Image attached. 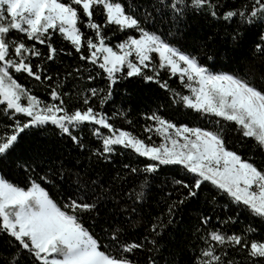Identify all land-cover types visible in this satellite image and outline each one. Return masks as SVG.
<instances>
[{
    "label": "trees",
    "instance_id": "trees-1",
    "mask_svg": "<svg viewBox=\"0 0 264 264\" xmlns=\"http://www.w3.org/2000/svg\"><path fill=\"white\" fill-rule=\"evenodd\" d=\"M120 2L129 15L139 20L143 29L195 57L211 72L244 78L264 91V51H257V45L264 48V20L248 23L239 15L231 21L223 19L227 11H243L246 6L247 15H250L252 0H212L216 5V17L206 8L195 10L185 5L180 6L183 14H177L170 7L173 0H165L163 4L160 0ZM93 20L101 25L109 46L124 42L129 35L139 36L136 30L118 31L117 26L107 25L99 9L94 12ZM79 27L87 35H93L83 24ZM51 43L58 50L54 60L33 57L31 61L33 66H42L41 80L26 73L15 74L18 83L41 101L59 104L51 99V91L55 88L63 106L71 113L85 108L83 101L91 98L90 105L105 113L115 128L145 139L146 143L149 135L156 144L162 142L155 133L145 131L146 126H155L147 119L153 113L177 126L214 127L209 119L173 102L172 92L161 87V83L167 82L168 88L175 92L190 93L178 75L173 76L164 69H160L159 76L153 80H145L143 76L127 77V70L117 73L116 82L111 83V97L101 108L100 97L107 94L110 86L103 70L81 60L80 53L59 32L53 33ZM37 47L47 56L46 46L37 44ZM81 51L85 56L89 54L86 48ZM144 72L155 75L151 67ZM92 88L101 90L98 96H91ZM28 119L22 114H16L15 119L0 114V133L10 132L15 120L24 123ZM70 131L71 136L51 124L26 129L14 150L0 162V178L25 189L35 181L62 208L73 200L94 203L91 211L78 213L81 223L98 240L102 250L113 255L120 254L122 245H143L125 253L133 264H196L202 249L209 244L216 247V254L222 256L224 264L228 260L234 264H252L246 249L216 246L209 234L217 231L226 236H245L249 242H264V219L233 202L209 182L203 183L196 195L189 196V189L183 184L191 185L193 176L182 166L159 165L155 172H146L143 170L146 165L158 162L120 145L113 146L111 153H103L102 139L94 134L93 126H70ZM101 132L108 134L105 129ZM72 136H76L78 142ZM225 139L230 150L264 170V150L253 140L242 139L231 125L225 129ZM133 168L138 171L133 173ZM140 193L143 195L138 198ZM224 252L227 256H223ZM0 264L38 262L13 237L0 233Z\"/></svg>",
    "mask_w": 264,
    "mask_h": 264
},
{
    "label": "snow or ice",
    "instance_id": "snow-or-ice-1",
    "mask_svg": "<svg viewBox=\"0 0 264 264\" xmlns=\"http://www.w3.org/2000/svg\"><path fill=\"white\" fill-rule=\"evenodd\" d=\"M160 2L163 4L165 0ZM181 5L195 10L206 8L211 16H217L212 0H173L170 7L175 13L183 14ZM97 9L105 16L107 25L117 26L118 31L136 30L138 38L129 35L124 42L115 45L114 50L106 43L101 25L93 20ZM248 11L247 6L243 11L230 10L224 13L223 19L231 21L239 15L248 23L255 19L264 20V0H252L250 15H247ZM81 24L93 35L83 32L79 27ZM55 32L71 43L80 53L81 60L98 66L106 74L110 86L107 94L100 97L101 108L111 97V83L116 82L117 73L127 70V77L143 76L145 80H153L159 76V70L164 69L173 76L178 75L190 93L175 92L168 88L167 82L161 83V87L172 92L173 102L209 119L214 127L177 126L153 113L147 119L152 120L155 126L148 125L145 131L155 133L162 142L156 144L149 135L146 143L145 139L115 128L105 113L90 105L91 98L83 101L85 108L71 113L63 106L64 102L55 88L51 91V99L59 101V104L41 101L18 83L15 74L26 73L37 81L41 80L42 66H33L31 61L33 57L49 61L55 59L58 50L51 43ZM27 41L33 43L29 45ZM37 44L47 47V56ZM82 48L88 50L87 56L82 53ZM257 51H264V48L257 45ZM150 67L154 76L144 72ZM99 91L90 89L91 96H98ZM0 114L12 119L16 114L30 118L24 123L15 120L10 132L0 133V162L14 150L26 129L51 124L71 136L70 126L79 128L87 124L93 126L94 134L101 137L103 153H111L113 146L120 145L158 162L146 165L143 169L146 172H155L159 165L182 166L193 176L191 185L183 184L189 189V196L196 195V190L209 182L233 202L264 219V170L230 150L225 139V129L231 125L242 139H251L264 150V91L244 78L211 72L195 57L184 54L159 35L146 31L138 19L127 13L120 0H0ZM101 129L107 130L108 134L104 135ZM72 139L77 141L76 136ZM131 171L135 173L138 170L133 168ZM142 195L140 193L138 198ZM94 208V203H77L75 200L62 208L35 181L25 189L0 178V233L13 237L38 264H133L125 253L143 245L125 244L121 246L119 255H113L102 250L98 240L83 226L78 213ZM171 210L170 207L169 212ZM152 230L155 232L156 227L153 226ZM209 239L216 246L246 249L252 264H264V242H249L245 236H226L217 231L211 232ZM223 256H227V252ZM196 264L224 262L222 256L216 254V247L209 244L202 249ZM227 264H234V261L228 260Z\"/></svg>",
    "mask_w": 264,
    "mask_h": 264
},
{
    "label": "rangeland",
    "instance_id": "rangeland-1",
    "mask_svg": "<svg viewBox=\"0 0 264 264\" xmlns=\"http://www.w3.org/2000/svg\"><path fill=\"white\" fill-rule=\"evenodd\" d=\"M26 102V101H25Z\"/></svg>",
    "mask_w": 264,
    "mask_h": 264
}]
</instances>
